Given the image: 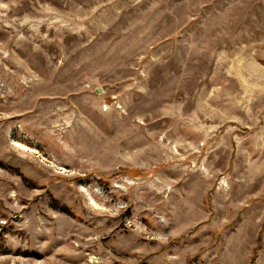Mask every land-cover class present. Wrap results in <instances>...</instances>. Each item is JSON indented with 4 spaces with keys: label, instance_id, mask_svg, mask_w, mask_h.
<instances>
[{
    "label": "rangeland",
    "instance_id": "374dc122",
    "mask_svg": "<svg viewBox=\"0 0 264 264\" xmlns=\"http://www.w3.org/2000/svg\"><path fill=\"white\" fill-rule=\"evenodd\" d=\"M0 264H264V0H0Z\"/></svg>",
    "mask_w": 264,
    "mask_h": 264
},
{
    "label": "bare ground",
    "instance_id": "6f19581e",
    "mask_svg": "<svg viewBox=\"0 0 264 264\" xmlns=\"http://www.w3.org/2000/svg\"><path fill=\"white\" fill-rule=\"evenodd\" d=\"M19 145H20L22 148H24V149H31V148H29V147L26 146V145H23V144H20V143H19Z\"/></svg>",
    "mask_w": 264,
    "mask_h": 264
}]
</instances>
